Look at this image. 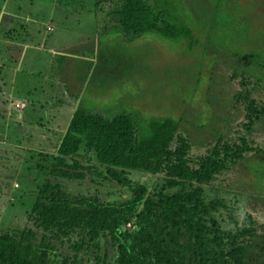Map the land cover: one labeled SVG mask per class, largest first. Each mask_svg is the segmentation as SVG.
Wrapping results in <instances>:
<instances>
[{
	"label": "rangeland",
	"instance_id": "1",
	"mask_svg": "<svg viewBox=\"0 0 264 264\" xmlns=\"http://www.w3.org/2000/svg\"><path fill=\"white\" fill-rule=\"evenodd\" d=\"M152 3L169 10L168 19L186 29L183 35L171 38L159 30L125 34L108 15L109 8L97 7L96 0L8 2V7H20L16 12L21 22L27 14L42 20L40 33L52 49L27 48L14 53L11 45L0 41V59L6 63L0 62V132L7 134L3 140L0 136V231L22 233L26 216L10 215L18 209L11 203L23 205L18 198L13 201V192L36 189L37 170L29 167L39 158L32 160L31 152L56 153L77 109L108 117L131 114L142 134L148 133L152 120L179 119L187 112L190 124L198 125L197 137L213 132L194 145V155L204 154L206 144L218 141L219 134L227 138L236 131L245 114L243 100L237 96L243 91V80L264 88V0ZM3 6L0 0V15ZM50 19L54 32L44 30ZM256 94L263 97L264 90ZM19 100L21 107L17 108ZM16 120L23 122L25 131ZM255 127L258 132L253 138L264 150V119ZM253 155L209 186L207 197L224 198L237 220L250 211L264 222L263 206L252 207L253 200L244 202L242 196L257 194L264 183V151L262 156ZM22 174L30 176L18 189ZM133 178L150 189L159 181L153 183L140 173ZM70 191L75 195L98 192L95 186L75 181ZM111 192L121 195L118 188L99 191L107 200ZM222 213L223 226L234 227L225 209Z\"/></svg>",
	"mask_w": 264,
	"mask_h": 264
},
{
	"label": "trees",
	"instance_id": "2",
	"mask_svg": "<svg viewBox=\"0 0 264 264\" xmlns=\"http://www.w3.org/2000/svg\"><path fill=\"white\" fill-rule=\"evenodd\" d=\"M102 5L125 34L159 30L174 38L186 31L152 0H96ZM249 84L243 80L237 93L245 114L236 131L227 138L219 134L200 155L193 154L194 145L213 132L197 137L198 125L190 124L187 112L152 120L142 134L131 114L77 109L56 153L31 152L32 160L39 158L29 167L37 170V187L13 192V201L23 205L11 203L18 209L10 215H25L26 224L20 235L0 231V264H264V222L250 211L237 220L224 198L207 197L209 186L264 151L253 138L264 119V96L256 93L264 88ZM15 123L25 131L22 121ZM0 136L7 138L5 132ZM138 173L159 181L150 189L133 178ZM29 176L22 174L18 189ZM74 181L98 192L75 195ZM110 188L121 195L111 192L107 200L99 193ZM258 188L257 194H243V201L264 209V183ZM223 209L234 227L223 226Z\"/></svg>",
	"mask_w": 264,
	"mask_h": 264
},
{
	"label": "crops",
	"instance_id": "3",
	"mask_svg": "<svg viewBox=\"0 0 264 264\" xmlns=\"http://www.w3.org/2000/svg\"><path fill=\"white\" fill-rule=\"evenodd\" d=\"M3 1L4 6L1 9L2 13L0 15V41H4V43L11 45L14 53L18 51H23L27 48L39 51H43L45 49H52L50 47L47 48L48 41L46 40L45 36L40 33L39 22H42V20L40 21L39 19H37V16L34 17V15L32 14H27L25 16V22H21L19 17H17L18 14L16 12V9H20V7H11V4L8 7V2H11V0ZM47 26L53 27V30H48ZM19 27L20 30L17 31ZM55 28L56 27L54 25L53 19H50L45 23V31L47 30L50 32H54ZM1 61L3 60L0 59V62ZM2 65L6 66V63L5 65ZM11 96L14 97L13 93L11 94Z\"/></svg>",
	"mask_w": 264,
	"mask_h": 264
},
{
	"label": "built area",
	"instance_id": "4",
	"mask_svg": "<svg viewBox=\"0 0 264 264\" xmlns=\"http://www.w3.org/2000/svg\"><path fill=\"white\" fill-rule=\"evenodd\" d=\"M21 102H22V101H20V100H19V102H17V101L15 102L17 108H20V107H21V104H19V103H21ZM22 105L25 106L24 103H22ZM24 108H25V107H24Z\"/></svg>",
	"mask_w": 264,
	"mask_h": 264
}]
</instances>
